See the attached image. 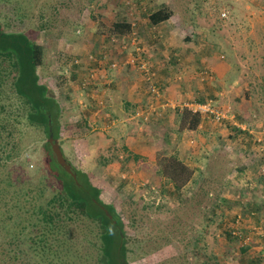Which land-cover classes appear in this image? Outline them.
<instances>
[{"label":"rangeland","instance_id":"obj_1","mask_svg":"<svg viewBox=\"0 0 264 264\" xmlns=\"http://www.w3.org/2000/svg\"><path fill=\"white\" fill-rule=\"evenodd\" d=\"M159 7L169 8L173 15L154 29L149 15ZM126 20L131 31L117 39L112 26ZM0 26L27 34L43 48L40 80L63 109L58 143L75 168L92 174L103 202L121 217L128 264H264V0H0ZM135 37L146 49L155 83L166 96L170 81L184 82L179 53L197 59L198 54L212 52L232 66V73L216 83L224 101L220 93L197 98L201 103L213 100L229 119L217 124L205 118L196 138H177V148L180 142L187 145L179 154L189 170L177 181L169 179L172 164L167 162L174 157L166 153L158 155L151 169H142L137 159L117 170L113 159L118 156L108 153L107 146L125 128L116 124L107 131L101 120L96 137L88 133L90 117H83V125L77 122L88 108L77 104L70 109L74 100L86 106L94 103L87 93L77 96L100 80L101 68L112 74L134 70L147 100L139 112L149 106L148 81L128 63L136 52ZM114 62L116 67L111 66ZM199 77L210 82L214 74L204 66ZM2 90L0 102L12 96L4 104L15 103L12 82ZM94 104L95 111L106 106L103 99ZM13 134L16 141L5 137L11 158L0 161V264H98L103 247L99 221L70 209L66 213L52 201L62 216L41 232L46 235L37 233L47 222L43 212L52 193L61 185L44 166V131L22 124ZM95 144L102 148L99 154L93 153ZM125 158L120 160L128 164ZM142 170L151 175L138 179ZM237 218L241 238L231 234ZM246 238L251 245H243Z\"/></svg>","mask_w":264,"mask_h":264},{"label":"trees","instance_id":"obj_2","mask_svg":"<svg viewBox=\"0 0 264 264\" xmlns=\"http://www.w3.org/2000/svg\"><path fill=\"white\" fill-rule=\"evenodd\" d=\"M172 15L169 8L159 7L150 13L149 20L151 24L158 25L169 21ZM112 27L113 35L117 39L131 31V24L127 20L118 21ZM43 64L44 51L40 45L25 33L6 32L0 26V100L3 95L2 87L6 82L11 81L14 92L13 101H15L12 105L4 104L5 101L12 99V96H9L4 102H0V161L2 162L11 158L12 152L7 149L8 143L5 141L6 138L16 141L13 131L17 129V125L26 124V126L42 129L48 139L51 133L54 134L55 139H60V120L63 109L55 95H52L47 86L41 83L38 71ZM83 115L82 113L77 117L80 125L86 121L83 120ZM181 118L182 123L189 124L191 128L196 127L200 122L198 116L190 113L182 115ZM44 147V166L50 176L60 183L61 190L52 193L50 205L43 212V219L47 222L40 227V230L38 229L37 233L42 235L43 230L51 229L53 222L62 216L58 215L55 212L56 207L51 205L54 201L66 213L70 209L77 213V216L82 214L100 222L103 230V247L98 264H128L125 249L127 234L124 223L116 213L115 207L105 204L101 199V188L94 181V177L92 178V174L78 170L67 160L76 174L74 178L53 158L51 145L46 143ZM64 157L66 158L65 155ZM177 159L174 157L169 163L167 162L168 165L172 164L171 169L168 171L167 168L164 169L163 174L166 171L172 172L170 180L182 179L181 172L189 171ZM184 181L187 180L181 182ZM46 243H49V239Z\"/></svg>","mask_w":264,"mask_h":264},{"label":"crops","instance_id":"obj_3","mask_svg":"<svg viewBox=\"0 0 264 264\" xmlns=\"http://www.w3.org/2000/svg\"><path fill=\"white\" fill-rule=\"evenodd\" d=\"M151 25L154 29H160L162 23ZM179 45L182 46L183 44L180 43ZM170 46H172L171 42ZM162 53L167 55L166 57L168 58L167 52ZM178 55L183 58V69L181 73H183L184 82L181 85L179 83L169 82L170 86H168L167 89V100L172 104V107H168L160 113L151 115L148 121H144L139 112L142 106L147 103L144 93L145 86L144 83L141 82L142 79L131 69H122L112 74L110 70L101 68L99 72V77H101L100 80L93 82L94 86H90L88 91L81 92V95L77 96V99H80L83 97L82 93H87L89 97L88 101L90 102V99H93L94 103L95 99H103L106 103L104 109L95 111L97 104H91L90 102L89 106L86 102L88 105L86 106L83 104L84 102L80 100H74L75 103L70 105V109H75L77 104H80L79 106L81 108H88L87 112L83 113V117H90L88 123L91 129L90 131L88 129V133L96 137L99 135L97 129H101L98 123L101 120H105L104 123H101V125L105 127L103 128L104 130L108 131L116 124H121L125 128L120 138L111 140L107 146L109 148L108 153L114 152L115 155L118 156V158L113 159L116 161L113 163L118 165L117 170L136 163L137 159L141 160V162H137V165L142 169H145L146 166L151 169L153 165H156L160 153H166L170 157H177V155H179V160H184L179 153L181 149H184L187 145L184 142H180V146L177 148L175 145L178 142L177 138H179L181 134L182 136L186 135L189 137L195 135V133L202 128V121L205 118L199 117V124L191 128L189 124L186 125L182 123L181 116L189 112L180 111L181 106L190 103V101L201 102L197 100V98L202 99V95H204L206 99L211 96L218 97L220 88L216 83L220 80L223 81L232 73V66L227 62L220 61L219 57L212 52L198 54L197 59L187 54L181 55V53H179ZM186 61L188 62L185 63ZM193 61L196 62V65L193 64ZM155 63L158 65L159 60H155ZM153 65L156 69L154 63ZM204 66L209 68L214 74V79L210 82L208 78L204 79L202 77L201 79L199 77V72H201ZM158 76L159 79H163L162 76ZM210 86H212V88ZM234 88L235 86L232 85L231 89ZM237 88H235V91H237ZM65 91L67 92V88H65ZM77 92H79V89H77ZM223 94L224 93H222L219 98H221ZM72 95L73 93L70 94V98H72ZM209 101L214 103L213 100ZM221 101L224 100L221 98ZM111 133L116 134V132ZM194 145L198 146V141L194 143ZM199 145L200 148H202L200 135ZM99 148L102 149L99 144L98 146L95 144L93 153L99 154ZM123 155L126 156L124 160L125 162L128 161V164L120 160ZM130 156L132 157L130 158ZM184 163L188 166L190 165L188 161ZM143 165L146 166L142 167ZM147 175L150 176L151 174H147V170H142V173L139 172L137 178L139 179V177H141L144 179ZM123 176L124 174L122 177Z\"/></svg>","mask_w":264,"mask_h":264},{"label":"built area","instance_id":"obj_4","mask_svg":"<svg viewBox=\"0 0 264 264\" xmlns=\"http://www.w3.org/2000/svg\"><path fill=\"white\" fill-rule=\"evenodd\" d=\"M133 44H135L136 52L128 58V63L133 65L134 68L138 69L143 77L148 81V92L150 93L149 106L140 113L144 121H148L151 115L157 114L159 111H164L168 107H172V104L167 100L166 93L163 92V89L160 88L155 83V73L151 70V67L148 63V58L146 56V49L139 45L137 38H133ZM79 64L80 61L78 60ZM112 67H116L117 63L114 62ZM93 74V73H92ZM91 75V74H90ZM89 75V76H90ZM190 111L195 115H199L203 118H210L215 123L224 122L225 119H229V113L222 112L220 108L214 106L212 102L201 103V102H190L181 106L180 111ZM224 113V114H223ZM228 115V116H227ZM240 218L235 220V228L231 230V234L234 238H241L242 232L240 231ZM244 246L251 245L249 239H243ZM262 253L264 256V247L262 248Z\"/></svg>","mask_w":264,"mask_h":264},{"label":"water","instance_id":"obj_5","mask_svg":"<svg viewBox=\"0 0 264 264\" xmlns=\"http://www.w3.org/2000/svg\"><path fill=\"white\" fill-rule=\"evenodd\" d=\"M48 143L52 147V151L56 157L57 163L69 174H71L74 178H76V174H74L71 164L64 157V154L61 150V146L58 143V140L55 139L54 134L51 133L48 139Z\"/></svg>","mask_w":264,"mask_h":264},{"label":"clouds","instance_id":"obj_6","mask_svg":"<svg viewBox=\"0 0 264 264\" xmlns=\"http://www.w3.org/2000/svg\"><path fill=\"white\" fill-rule=\"evenodd\" d=\"M195 116H199V115H195ZM201 117V116H200Z\"/></svg>","mask_w":264,"mask_h":264}]
</instances>
